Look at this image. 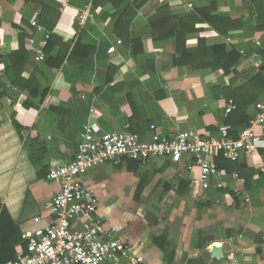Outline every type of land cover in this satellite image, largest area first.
I'll return each instance as SVG.
<instances>
[{"label": "crops", "instance_id": "crops-1", "mask_svg": "<svg viewBox=\"0 0 264 264\" xmlns=\"http://www.w3.org/2000/svg\"><path fill=\"white\" fill-rule=\"evenodd\" d=\"M116 2L120 6L143 2L130 31L119 30L123 39L116 34L117 8L111 0H98L96 5L95 0H0V70L4 72L0 75V221L3 211L7 213L0 225V257L18 259L27 249L23 234L51 223L47 203L61 186L48 176L53 168L76 157L86 123L100 124L104 132H122L128 127L146 141L155 130L169 139L190 130L204 137L219 136L229 99H217L216 95L233 75L225 79L221 73L174 67V39L157 43L148 26L158 8L168 4L172 15L183 16L195 7L216 3L218 12L243 19L246 33L251 34L233 35L228 46L246 51L255 41L264 44V0ZM83 14H88L84 21ZM259 18L263 19V31L253 33ZM204 35L209 45L225 44L226 37L211 28ZM51 36L71 43L72 48L83 39L82 53L73 64L67 66L66 61L62 68L51 69L43 65L46 59L36 60L26 37L32 38L34 47L46 58L45 47ZM22 41L30 55L26 62L16 55ZM195 44L196 39L190 38L188 47ZM134 46L137 56L132 53ZM88 49L94 53L85 58ZM59 50L58 45L53 55ZM245 56L235 86L252 71V57ZM15 72L22 82L34 77L32 88L37 98L30 99L38 108L23 106L29 95L9 81V76L16 78ZM45 90L48 95L39 104ZM262 105L264 101L255 104L254 118ZM92 109L97 115L91 114ZM263 149L264 140L257 153L250 155L259 172L250 189L238 173H225L223 189L232 190L237 200L215 188L203 191L193 184L200 171L188 169L194 162L188 155L180 163L167 158L146 163L107 162L89 170L82 181L98 198L97 216L105 228H116V238L131 248V256H142V264H222L224 259H214L209 247L217 245L224 250L229 239L242 264H264ZM239 163L245 165L247 157ZM246 197L250 204H246ZM38 217L40 222L35 221ZM88 219L78 216L74 230H82ZM111 264L131 262L120 257Z\"/></svg>", "mask_w": 264, "mask_h": 264}, {"label": "built area", "instance_id": "built-area-1", "mask_svg": "<svg viewBox=\"0 0 264 264\" xmlns=\"http://www.w3.org/2000/svg\"><path fill=\"white\" fill-rule=\"evenodd\" d=\"M189 8L192 9L193 5L190 4ZM87 16L81 15V20L84 21ZM33 25L43 31L36 22ZM232 41L231 38L226 39L225 44L230 45ZM256 43L260 45V42ZM26 44L37 61H44L43 52L34 47L31 37H26ZM241 53L244 55V51ZM2 57L3 42L0 37V65ZM250 62L253 74H258L263 61L255 54ZM0 75L4 76L3 70H0ZM224 109L228 116L237 109V105L229 99ZM91 114L97 115V111L92 109ZM230 132V126L222 125L217 137H204L190 130L181 131L176 138L169 139L155 130L151 140L146 141L130 132L128 127L122 132H104L100 124L86 123L76 157L53 168L48 176L49 180L59 182L61 186L47 203L51 223L34 233L23 234L27 249L13 264H111L120 257L129 258L131 264L144 263L142 256H131V248L116 238V228H105L97 216L98 198L85 187L82 177L92 168L107 162L133 160L146 163L154 158H167L180 163L188 155L194 157L188 169L193 171L198 168L200 171V177L194 179L193 184L203 191L211 188L220 190L225 187L226 174L220 170L216 158L223 155L228 161L238 162L246 155L257 153L264 140V105L250 125L240 132L238 139L232 138ZM235 177L239 178L237 174ZM245 202L250 204V198L246 197ZM78 216L89 217L80 231L73 228ZM40 220V217L35 219L36 222ZM212 248L209 247V253H212ZM223 259L222 264H242L238 250L230 239L226 242Z\"/></svg>", "mask_w": 264, "mask_h": 264}, {"label": "trees", "instance_id": "trees-1", "mask_svg": "<svg viewBox=\"0 0 264 264\" xmlns=\"http://www.w3.org/2000/svg\"><path fill=\"white\" fill-rule=\"evenodd\" d=\"M115 7L117 8V20L115 22V29L117 31V36L123 39V35L118 33L119 30H125L127 33L130 31L133 17L137 13V9L143 4L140 3H126L118 5L116 0H111ZM98 0H95V4ZM112 3V4H113ZM168 4L163 5L158 8L156 13L149 18L148 26L151 30V36L154 40L158 42L174 39L175 42V53L172 55L173 66L177 68H189L193 72H210L213 74L221 73L223 78H228L233 75L232 79L225 84L224 88L220 89V94L216 95L217 99L221 96L226 99H232L237 105V109L226 116L224 125L231 127L230 135L232 138L237 139L240 132L250 125V121L254 118V113L252 110L255 104L259 101H264V44L260 41H255L251 45L250 50L244 51V55L241 53L243 50H239L234 46H228L226 44H216L209 45L205 31L209 28L216 31L217 34L229 39L233 35L248 37L251 34L246 33V23L241 18H234L227 16L226 14L218 12V7L216 3H211L204 7H195L190 13L183 16H174ZM263 19L259 18V25L256 28H252V31L256 32L263 31V27L260 26ZM53 27V26H52ZM243 31L242 34L239 31ZM127 36H130L127 34ZM196 39L195 46L188 47L189 39ZM135 41V40H133ZM80 41L72 48L71 43H64L60 38L51 36L47 46L45 47L46 60L43 65L48 68L60 69L63 67L64 63L67 61V66L73 64L76 61V57L82 53L80 49ZM256 42H260L258 45ZM233 42L232 44H234ZM60 47L58 53L54 56V49L56 46ZM134 45H136L134 43ZM142 52V51H141ZM94 51L88 53L85 58H89L90 54ZM132 53L137 56L139 53L136 51V47L132 48ZM257 54L260 60L263 61V66L261 67L258 74H253L249 72L246 75L245 81L240 86H235L239 81L240 72L238 70L239 65L242 63L245 55L252 57ZM18 58L23 59L24 62L29 61L30 55L25 48V44L22 41L19 52L16 54ZM143 56V54H140ZM66 67L64 68V70ZM9 75V74H8ZM16 78L9 76V81L15 87L23 88L28 92V97L24 103V107H34L38 108L36 104L32 102V99H36L37 93L32 88V81L34 77L30 78L28 82H22L23 80L19 77L20 74L16 73ZM37 81V80H36ZM38 90V89H37ZM216 91V88H214ZM213 91V92H215ZM217 93V92H215ZM48 95V90H45L42 98L39 99V104H43L45 98ZM32 98V99H30ZM261 154H264V149L260 150ZM247 163L241 165L238 162L228 161L220 155L216 158V162L220 170L225 171L229 176L234 173H238L240 177L245 180V187L250 189L253 183V178L257 173V170L253 166L250 155H246ZM140 162V161H139ZM261 176H263L260 173ZM220 192L224 195H230L235 200L238 198L236 194L230 189H220ZM7 213L3 211L0 225L4 216ZM16 257L5 256L0 257V264H5L9 261H16Z\"/></svg>", "mask_w": 264, "mask_h": 264}, {"label": "water", "instance_id": "water-1", "mask_svg": "<svg viewBox=\"0 0 264 264\" xmlns=\"http://www.w3.org/2000/svg\"><path fill=\"white\" fill-rule=\"evenodd\" d=\"M212 257L218 261H221L224 257V250L221 246H213L212 248V253H211Z\"/></svg>", "mask_w": 264, "mask_h": 264}]
</instances>
